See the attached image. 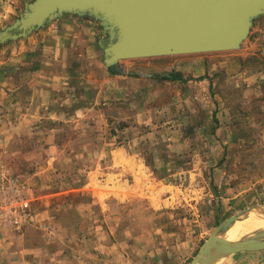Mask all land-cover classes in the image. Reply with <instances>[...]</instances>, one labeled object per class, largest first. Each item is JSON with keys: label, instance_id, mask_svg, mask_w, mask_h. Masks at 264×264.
Instances as JSON below:
<instances>
[{"label": "rangeland", "instance_id": "1", "mask_svg": "<svg viewBox=\"0 0 264 264\" xmlns=\"http://www.w3.org/2000/svg\"><path fill=\"white\" fill-rule=\"evenodd\" d=\"M25 8L18 4L11 16L0 20V60L6 53L4 49L37 31L26 37L7 38L12 33V25ZM10 55L9 50L7 56ZM162 62H166L169 67L174 64L177 73L190 70L194 75V78L186 75L192 78L193 87L188 83L181 86L182 100L179 99L180 103L175 106V113L179 111L181 115L180 124L186 130L189 129L193 140L190 148H186L188 153L179 158L181 164L178 165V160L175 162V168L178 167L177 172L181 174L173 173L167 180L177 188L176 193L180 197L178 209L186 206L190 210L187 213L179 211L178 215L188 217L189 229H194L192 237L195 238V252L198 254L205 241L225 220L233 216L241 217L247 210L264 207V78H260L264 77V14L252 19L249 33L238 49L120 63L132 64L131 73H139L140 65ZM146 73L151 71L146 70L144 77ZM203 76L207 78L205 82L201 81ZM177 91L179 88L175 87V94ZM157 103H160L159 98ZM2 106L4 104L0 100V108ZM103 111L107 112L108 109L104 108ZM93 117H86L85 122L82 119L68 123L48 121L47 125L68 127L62 133L57 129L51 132L56 139L61 135L68 141V146L63 149L67 156H62L55 164L46 163L50 150L28 147L29 142L39 143L43 132L31 134L25 130L16 135L9 129L10 126L0 125L3 132L0 140V232L23 235L29 230H38L43 231L42 234L47 238L54 236L56 233L52 227H56L57 223L54 219V226L43 223L40 217L42 205L46 203L51 206V211L55 209L53 218L71 220L77 216L73 211L64 212L60 217L61 210L58 208H69L72 204L84 201L91 204V194L82 197L84 191L79 189L93 180L97 183L94 189L101 193H107L108 183L121 178L120 182L127 187L120 185L112 189L125 191L130 185L136 184L156 192L162 186V181L151 179L152 167L156 172L163 167L162 164L153 162V165L146 167L139 157L132 162L121 159L120 164L114 163L111 150L122 145L126 134L121 133L118 120ZM156 120L140 131L133 123L128 125L130 130L125 142L129 144L130 152L141 153V157L147 161L156 160L161 153L156 145L158 142L151 134L152 129L162 125ZM68 124H72L71 127ZM148 128L149 132L146 133ZM181 152L182 149L176 153ZM167 153L171 160L172 154L169 151ZM114 155L119 156L115 152ZM172 163L169 166L173 167ZM126 166L128 171L131 169V173L123 170ZM165 167L168 169L167 164ZM188 167L192 171L189 180L183 178L185 172H182ZM172 172L174 167L173 171L166 173ZM104 179H108L106 184H103ZM106 204H109L108 210L96 209L84 216L92 215L98 221L101 242L109 235L116 238L119 244L126 237H137L144 230L154 232L158 228L164 236L163 241L175 245V211L153 213L143 199H132L127 203L114 200ZM12 215L18 219L17 225L8 223ZM170 215H173L172 221L166 218L171 219ZM178 225L179 229L181 226L185 228V223L179 222ZM128 246L130 249L135 247L132 242ZM227 257L220 259L217 264H223ZM232 259L234 261L236 257Z\"/></svg>", "mask_w": 264, "mask_h": 264}, {"label": "crops", "instance_id": "2", "mask_svg": "<svg viewBox=\"0 0 264 264\" xmlns=\"http://www.w3.org/2000/svg\"><path fill=\"white\" fill-rule=\"evenodd\" d=\"M33 1L0 0V20L12 15L18 4L25 7ZM26 38L4 49L6 53L0 60V100L4 104L0 108V125L10 126L9 129L16 135L25 130L31 134L43 132L44 136L39 138L40 144L33 141L28 143V147L50 150L46 163L55 164L62 156H67L63 149L68 146V141L61 135L56 139L51 132L57 129L62 133L68 127L57 125V128L56 125H47L48 121L68 123L72 120L84 121L88 116L106 117L107 120H118L121 133L128 135L130 123L140 131L157 119L155 122L162 125L151 130L152 138L158 142L156 145L161 151L156 160L147 161L141 157V153L130 152L129 144L125 142L126 135L121 141L122 145L113 148L111 154L117 164H120L121 159L132 162L137 157L146 167L153 165V162L162 164L161 169L155 172L152 167L151 171V179L162 181V186L156 192L136 184H129L125 191L112 189L120 185L127 187L120 182L121 178L112 180L108 183L107 193H101L94 189L97 184L94 180L90 184H83L79 190L84 191L82 197L91 194V204L84 201L72 204L69 208H58L61 210L60 217L64 212L73 211L77 215L75 218L67 221L53 218L55 209L51 211V206L46 203L42 205L40 217L43 223L53 225V219L57 223L56 227H52L56 233L54 236L47 238L42 234L43 231L38 230H29L23 235L0 232V264H190L197 255L195 238L192 237L194 229H189L187 216L178 215L179 211L187 213L190 210L186 206L178 209L180 197L169 178L173 173L181 174L177 172L175 162L178 160V165L181 164L179 158L188 153L186 148H190L193 140L189 129L186 130L180 124L179 111L175 113V106L180 103L179 99L182 100L181 86L188 83L193 87L192 78L186 77L191 75L194 78L192 71L180 73L182 80H173L162 79L164 75L175 73V65L169 67L166 62L140 65L139 73H131L133 65L121 61L107 65L104 47L108 34L97 20L89 16L64 13ZM9 50L10 57L7 56ZM146 70L151 73H146L144 77ZM204 76L202 82L207 79ZM175 87L179 88L176 94ZM158 98L160 103H157ZM104 108L108 111H103ZM68 125L71 127L72 124ZM2 137L0 129V140ZM180 149L182 152L176 153ZM168 151L172 154L171 160L168 159ZM114 152L121 158L115 157ZM171 163L174 172L168 174L166 172L173 171V167L169 166ZM123 170L131 173L128 166ZM182 172H185L183 178H191L189 167ZM106 180L108 182V179H104L103 184H106ZM132 199L145 200L153 213L175 211L174 246L173 242L168 244L163 241L164 236L158 228L154 232L144 230L137 237H126L119 244L116 238L109 235L100 241L99 223L92 215L84 217L86 213L101 208L108 210L107 201L127 203ZM170 217L166 218L172 221L173 215ZM179 222L185 223V228L181 226L179 229ZM131 242L135 247L130 249L128 245ZM224 260L223 264H264V250L236 252Z\"/></svg>", "mask_w": 264, "mask_h": 264}, {"label": "water", "instance_id": "3", "mask_svg": "<svg viewBox=\"0 0 264 264\" xmlns=\"http://www.w3.org/2000/svg\"><path fill=\"white\" fill-rule=\"evenodd\" d=\"M64 13L89 16L100 23L108 34L104 59L113 65L238 49L252 19L264 14V0H34L7 38L26 37ZM242 217L221 223L190 264H215L235 252L263 250L264 231L233 241L222 238Z\"/></svg>", "mask_w": 264, "mask_h": 264}, {"label": "bare ground", "instance_id": "4", "mask_svg": "<svg viewBox=\"0 0 264 264\" xmlns=\"http://www.w3.org/2000/svg\"><path fill=\"white\" fill-rule=\"evenodd\" d=\"M247 211L246 214L244 213L243 217L241 216L242 219L235 221L223 233L222 238L233 241L250 234L257 236L262 235L264 231V207L260 210L255 209L249 212Z\"/></svg>", "mask_w": 264, "mask_h": 264}, {"label": "trees", "instance_id": "5", "mask_svg": "<svg viewBox=\"0 0 264 264\" xmlns=\"http://www.w3.org/2000/svg\"><path fill=\"white\" fill-rule=\"evenodd\" d=\"M162 79L182 80V76H181L180 73H177V72L173 73V72H171L168 75L162 76Z\"/></svg>", "mask_w": 264, "mask_h": 264}, {"label": "built area", "instance_id": "6", "mask_svg": "<svg viewBox=\"0 0 264 264\" xmlns=\"http://www.w3.org/2000/svg\"><path fill=\"white\" fill-rule=\"evenodd\" d=\"M11 214H12V212H11ZM0 217H2L1 215H0ZM2 221H0V223H1ZM18 219L15 217H13V215H12V218L9 220V224H12V225H17L18 224Z\"/></svg>", "mask_w": 264, "mask_h": 264}]
</instances>
